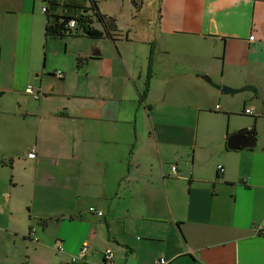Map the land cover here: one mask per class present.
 <instances>
[{
    "label": "crops",
    "instance_id": "crops-1",
    "mask_svg": "<svg viewBox=\"0 0 264 264\" xmlns=\"http://www.w3.org/2000/svg\"><path fill=\"white\" fill-rule=\"evenodd\" d=\"M96 1L0 0V264H264V0Z\"/></svg>",
    "mask_w": 264,
    "mask_h": 264
},
{
    "label": "built area",
    "instance_id": "built-area-1",
    "mask_svg": "<svg viewBox=\"0 0 264 264\" xmlns=\"http://www.w3.org/2000/svg\"><path fill=\"white\" fill-rule=\"evenodd\" d=\"M40 10H41L42 14H47L49 12L48 4H43L41 6ZM67 27H68L69 30H71V32H73L74 28L76 27L75 21L74 20H70L67 23ZM248 39L251 42V41L254 40V37L253 36H249ZM55 76H57L58 78H61L62 74H61V72H56ZM25 90H26L27 94H29V96L32 97L35 100H40L42 95H43L38 87L30 85V84L26 86ZM216 109H218V106H216ZM250 112H251L250 109H246L245 110L246 114H249ZM26 157L29 158V159H34L35 158V150H34V148L31 149V151L29 153H27ZM219 169H220V171H223L222 168H219ZM171 171L175 172L176 171V167L172 166L171 167ZM88 212L93 214V215H95V216H97L98 218L103 216V212L102 211L96 210L93 207L88 208ZM253 230H254V234L264 236V221L255 224L254 227H253ZM30 234L31 235L34 234V230L33 229H31ZM88 249H89V245L87 243H83L82 246L80 247V249L78 250V252L71 256L70 262L72 264L84 263L85 260H86V256L88 254ZM55 250L57 252H62L64 250L63 249V245L61 243H58L56 245V249ZM101 264H115L114 255H113V252H112V250L110 248H107V249L104 250ZM153 264H167V262L164 259H162V258H155L154 261H153Z\"/></svg>",
    "mask_w": 264,
    "mask_h": 264
},
{
    "label": "trees",
    "instance_id": "trees-1",
    "mask_svg": "<svg viewBox=\"0 0 264 264\" xmlns=\"http://www.w3.org/2000/svg\"><path fill=\"white\" fill-rule=\"evenodd\" d=\"M90 9L93 11V15L95 19L99 22L101 26V30L88 28L85 30V35L91 39H101V38H109L112 39V32L116 30V21L114 18L103 15L98 11L97 1L89 0ZM70 20H74L76 23V27L80 24L79 19L70 18L68 16L59 17L56 19L52 26H47L45 28V36L48 38H62L67 35H71V30L68 29L67 23ZM81 25V24H80ZM76 27L74 30H76ZM73 30V32H74Z\"/></svg>",
    "mask_w": 264,
    "mask_h": 264
},
{
    "label": "water",
    "instance_id": "water-1",
    "mask_svg": "<svg viewBox=\"0 0 264 264\" xmlns=\"http://www.w3.org/2000/svg\"><path fill=\"white\" fill-rule=\"evenodd\" d=\"M210 32L214 33L213 26L210 28ZM209 82V79L204 77ZM223 93L235 94L238 93L240 90L232 89L227 86H223L221 88ZM256 146V137L254 133L250 130H241L236 134L230 136L226 141V149L227 150H244V149H251ZM87 264V263H81Z\"/></svg>",
    "mask_w": 264,
    "mask_h": 264
},
{
    "label": "rangeland",
    "instance_id": "rangeland-1",
    "mask_svg": "<svg viewBox=\"0 0 264 264\" xmlns=\"http://www.w3.org/2000/svg\"><path fill=\"white\" fill-rule=\"evenodd\" d=\"M110 2H112L111 0H109V1H104L102 4H101V6H105V7H112L113 9H118L117 7H118V5H115V4H112V3H110ZM149 1L148 0H146L145 2H144V5H145V10H144V12L146 11V13H147V20H148V22H150L151 21V19H152V17H153V15H154V11H153V3H150V4H147ZM94 13H93V11H91V13H90V16L91 17H94V15H93ZM136 14H138L139 15V17L138 18H136L138 21L137 22H141V20L142 19H145L144 18V16H141V14H139V12H136ZM120 23H122L121 22V20H120V22H119V24ZM151 23V22H150ZM152 25H153V23H151ZM64 39H68L69 37H67V36H64L63 37ZM62 44H63V46H64V42H62ZM63 46H62V49H63ZM59 47H61V45H59ZM158 56H160V57H167V56H164L163 54H158ZM169 58L170 59H173L172 58V56L170 55L169 56ZM96 209V208H95ZM97 210V209H96Z\"/></svg>",
    "mask_w": 264,
    "mask_h": 264
}]
</instances>
